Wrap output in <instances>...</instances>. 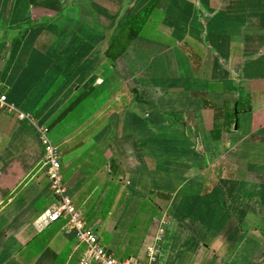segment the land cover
Masks as SVG:
<instances>
[{"label": "crops", "instance_id": "1", "mask_svg": "<svg viewBox=\"0 0 264 264\" xmlns=\"http://www.w3.org/2000/svg\"><path fill=\"white\" fill-rule=\"evenodd\" d=\"M0 86L33 117L0 109V264L85 250L38 220L37 124L116 256L163 229L161 264H264V0H0Z\"/></svg>", "mask_w": 264, "mask_h": 264}, {"label": "built area", "instance_id": "2", "mask_svg": "<svg viewBox=\"0 0 264 264\" xmlns=\"http://www.w3.org/2000/svg\"><path fill=\"white\" fill-rule=\"evenodd\" d=\"M0 109L14 112L18 120L33 122L29 112L19 110L8 100V95L1 86ZM36 129L42 147V167L51 196L50 204L39 214L38 220L46 224L63 219L65 227L74 230L77 242L85 248L79 264H161L160 243L163 240V229L159 230L154 241L146 247L144 260L135 257H118L102 244L97 233L87 227L82 211L72 201L63 179L59 147L51 140L45 126L37 124Z\"/></svg>", "mask_w": 264, "mask_h": 264}, {"label": "trees", "instance_id": "3", "mask_svg": "<svg viewBox=\"0 0 264 264\" xmlns=\"http://www.w3.org/2000/svg\"><path fill=\"white\" fill-rule=\"evenodd\" d=\"M150 24L151 23H144L142 26L138 25V19L136 17H133L131 19V28H129V30H131V38L135 37L136 35L142 33L141 31L144 30H149L150 28Z\"/></svg>", "mask_w": 264, "mask_h": 264}, {"label": "rangeland", "instance_id": "4", "mask_svg": "<svg viewBox=\"0 0 264 264\" xmlns=\"http://www.w3.org/2000/svg\"><path fill=\"white\" fill-rule=\"evenodd\" d=\"M150 30H142L141 32L142 33H140V36H142V37H145V38H148L149 36H153V35H155V34H152V32H149ZM50 198H51V196H50ZM152 198V195L149 193V194H147V196H146V200H149L150 201V199Z\"/></svg>", "mask_w": 264, "mask_h": 264}]
</instances>
